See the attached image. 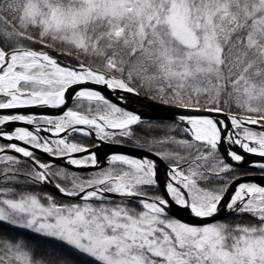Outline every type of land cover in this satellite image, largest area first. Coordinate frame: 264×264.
<instances>
[{
    "label": "snow or ice",
    "instance_id": "obj_1",
    "mask_svg": "<svg viewBox=\"0 0 264 264\" xmlns=\"http://www.w3.org/2000/svg\"><path fill=\"white\" fill-rule=\"evenodd\" d=\"M0 264H264V0H0Z\"/></svg>",
    "mask_w": 264,
    "mask_h": 264
}]
</instances>
